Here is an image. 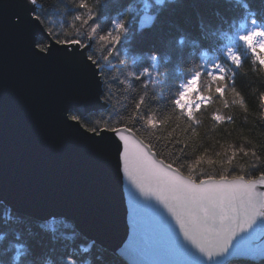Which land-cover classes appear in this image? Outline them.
<instances>
[{"label":"snow or ice","instance_id":"6c2138e0","mask_svg":"<svg viewBox=\"0 0 264 264\" xmlns=\"http://www.w3.org/2000/svg\"><path fill=\"white\" fill-rule=\"evenodd\" d=\"M134 3L68 0L65 9L73 13L70 27L75 34L65 31L60 38L43 5L38 0H22L13 25L26 37L33 59L61 58L88 81L91 103L66 107L63 122L106 159L109 173L123 186L120 203L123 206L126 192L131 229L127 243L109 249L75 221L49 230L46 217L10 204L8 213L0 217V264H93L89 257L94 256L99 257L96 264H114L113 257L125 259L127 264H229L232 259L244 264L259 257L264 264V157L252 150V162L239 170L243 174L233 167L217 178L195 171L204 154L188 163L181 147L173 162L165 163L133 131L136 125L155 129L177 112V119L183 116L198 124L196 113L211 101L212 84L218 97L225 95L229 84L232 94L238 96L235 80L245 63L240 49H247L264 67V9L252 10L250 4H244L238 11L246 23L235 27L233 0H200L198 6L223 9L224 15L220 19L202 17L193 27L178 19L183 0H155V15L144 17ZM194 49L214 55L206 63H193L201 58L193 55ZM133 53L129 64L126 57ZM113 61L118 62L119 75L112 74L116 70ZM177 68L183 71L182 83H178L182 77ZM205 78L209 95L201 88ZM149 83L155 88L149 90ZM137 85L143 93L117 108L114 89L132 94ZM152 105L157 106L161 119L151 112ZM142 106L150 114H141ZM98 112L107 115L97 117ZM213 119L231 122L232 117L214 114ZM237 151L249 155L243 147ZM235 155L236 151L228 157L229 164ZM207 163L214 161L208 159ZM185 167L188 175L182 172ZM3 202L0 197V204ZM146 220L161 235L159 246L137 242ZM161 255L168 259H150Z\"/></svg>","mask_w":264,"mask_h":264},{"label":"water","instance_id":"95a60500","mask_svg":"<svg viewBox=\"0 0 264 264\" xmlns=\"http://www.w3.org/2000/svg\"><path fill=\"white\" fill-rule=\"evenodd\" d=\"M21 4L0 0V197L8 207L15 204L47 220L78 222L109 249L123 247L131 234L126 192L122 206L123 186L106 159L63 122L66 107L91 103V87L61 58L37 61L29 55L26 37L13 27ZM146 15L154 16L141 17ZM161 241L146 220L137 242Z\"/></svg>","mask_w":264,"mask_h":264},{"label":"trees","instance_id":"16d2710c","mask_svg":"<svg viewBox=\"0 0 264 264\" xmlns=\"http://www.w3.org/2000/svg\"><path fill=\"white\" fill-rule=\"evenodd\" d=\"M89 2L91 3L92 0H89ZM183 2V12L178 19L181 23H187L193 27L202 17L205 19L213 17L220 19L224 15L223 9L198 6L200 0H183ZM38 3H41L49 14L50 26L53 27V31L61 33L60 38H64L63 33L65 31L75 34V30L70 27L73 13L65 9V4L68 3V0H38ZM246 3L251 5L252 10L264 9V0H233V7L237 10L235 12L237 16L235 27H238L240 23H246L245 17L240 16L238 11ZM133 7L141 16L143 14H155L158 5H156L155 0H135ZM217 11L220 12L219 17L216 16ZM56 13L62 14L56 15ZM76 25L79 27L80 22H76ZM86 28L87 26H85ZM228 35H232V32L229 31ZM205 52H207L206 49H200L199 52L194 49L193 55H200L201 58L193 61V63H206L214 55L212 52H207V56H205ZM240 52L245 58V63L235 80L238 96L232 94L231 84H229L225 95L218 97L215 94L216 85L212 84L211 101L196 113L198 124L187 121L183 116L177 119L176 117L179 116L177 112L166 123H157L155 129H145L140 125H136L133 128L137 137L146 144L152 145V150L159 159L165 163H171L175 159L178 150L184 147L188 163L194 161L197 155L204 154V161L200 165L195 166L197 173L203 172L218 178L219 175H227L233 167L237 169V174H243L239 170L241 167L247 169V166L252 162V150L256 151L257 155L264 157V147H262L264 146V67H261L256 62L255 57L247 49L242 47ZM133 55L135 53L126 57L129 64L132 62ZM113 64L116 65V70L112 74L119 75L118 62L113 61ZM176 73L182 77L178 83H182V69L177 68ZM208 86L209 81L205 78L201 83L204 95H209ZM136 87L137 92L132 94L125 93L122 88L114 89V103L118 102L117 108L121 104L132 102L134 96L143 93V89L139 85ZM148 88L151 90L155 86L149 83ZM156 107V105H152L151 112H154L157 120H159L162 115L156 110ZM141 114L147 116L150 112L142 106ZM214 114H220L225 117L230 116L232 120L231 122H217L213 119ZM101 115L106 116L107 113H97V117ZM136 128H140V131H136ZM193 131L195 135H193ZM169 133H172V135L169 136ZM176 141L181 143H176ZM240 147L245 148L249 155L244 156L243 153L237 151ZM234 151H236V155L232 164H229L227 162L228 157ZM208 159H211L214 163L208 164ZM173 166L175 167L176 165L174 164ZM182 172L185 175L189 174L186 167L182 169ZM8 211L9 207L5 203L0 204V217H3ZM73 224V222L65 218L57 217L47 220L46 227L51 230L53 228H62L63 225ZM98 258V256L89 257V259H93V264H96ZM112 259L114 264H127L123 259H116L115 257ZM229 264H242V262L234 260L229 262ZM244 264H261V261L248 260Z\"/></svg>","mask_w":264,"mask_h":264}]
</instances>
